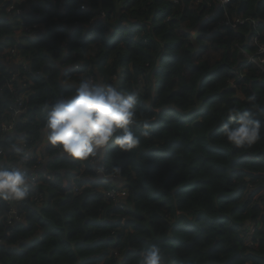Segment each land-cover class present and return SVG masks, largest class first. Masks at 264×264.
Listing matches in <instances>:
<instances>
[{"label": "trees", "instance_id": "trees-1", "mask_svg": "<svg viewBox=\"0 0 264 264\" xmlns=\"http://www.w3.org/2000/svg\"><path fill=\"white\" fill-rule=\"evenodd\" d=\"M186 26L209 42L194 45ZM207 43L223 48L215 65L200 60ZM11 49L30 87L20 92L29 96L17 130L34 153L8 158L39 181L24 201L0 200V264H140L154 244L163 264H264V200L254 202L264 189V128L245 148L222 129L231 108L264 125V0H0V87L15 72ZM86 78L138 92L140 144H109L93 164L49 144L39 169L45 105L71 98ZM10 104L0 95L1 114ZM114 183L126 199L107 195Z\"/></svg>", "mask_w": 264, "mask_h": 264}, {"label": "clouds", "instance_id": "clouds-1", "mask_svg": "<svg viewBox=\"0 0 264 264\" xmlns=\"http://www.w3.org/2000/svg\"><path fill=\"white\" fill-rule=\"evenodd\" d=\"M138 99L136 91L83 79L71 98L45 105L47 142L81 162L96 158L109 144L122 152H130L140 144V136L134 129ZM262 128L264 125L251 112H241L237 108L229 109L228 120L222 125L223 135L237 148L256 144ZM142 135L148 136L149 132L144 131ZM11 148L17 153L23 152L16 145ZM23 158L27 159L26 154ZM34 183L20 167L0 165V200L24 201L29 198ZM140 264H163L160 248L154 244L143 251Z\"/></svg>", "mask_w": 264, "mask_h": 264}, {"label": "built area", "instance_id": "built-area-1", "mask_svg": "<svg viewBox=\"0 0 264 264\" xmlns=\"http://www.w3.org/2000/svg\"><path fill=\"white\" fill-rule=\"evenodd\" d=\"M173 1L175 3H178L180 0H173ZM224 2H226V1H224ZM13 8H14V6H11L7 11L9 13H12ZM102 17H105V13L102 14ZM206 19H209V16H207ZM37 29H39V25H37V24L33 25L32 27H29V26L24 27L25 32L30 34V35L35 34V30H37ZM7 53H9V57H8L9 64H6V65L8 66V68L15 69V72H14V74H12V76L8 80V82L0 87V95L5 96V99L6 100L9 99V101L11 103L9 105L8 111L6 113H4V114L0 113V139L7 141V137L10 135L20 136V138L19 137L17 138L19 140L16 141V146L22 148L23 152L21 153V155L26 154L27 158L29 159V158H31L32 154L34 153V148L28 147L29 140H28L27 136H25V134L19 133L17 130V126L21 122V117L27 112L26 107L24 105V102H25V99L29 96V95H26V96L20 95V92L24 88H30V87L27 86L29 84L26 81H24L23 79H20V73L17 70L19 68V66L22 65L21 63H24L23 59L19 60V61H18V59H16L19 57V52L16 49H11ZM246 55H248V54H246ZM262 62H264V59L262 60ZM25 65H28V64L25 63ZM80 69H81L80 63H77L73 66L74 71H78ZM82 76L84 77V74ZM16 83H17V85H16ZM7 90L12 93V96L8 97L6 94H4L5 91H7ZM14 144H15V142H14ZM44 144H45V141L43 138L42 142L40 144H38L39 150H38V156L36 157L38 159L39 165L41 164V168H39V169H43L45 167V164L48 161V156L46 155V148H47L46 146L48 145V147H49V143L47 145H45L44 152H43L42 149H43ZM9 152H13L12 148L5 149L4 147H2L0 145V165L4 166V163L5 164H13L17 167H20L23 171H25L26 166L24 165L23 162L21 164L23 166H21L19 162L9 161V158H8ZM3 153H4L5 158L1 157V155ZM31 178L36 183L39 181L38 175L36 176L34 174V176H32ZM74 186H78V185L74 184ZM78 190L79 189L76 188V191H78ZM106 193L110 198L114 199L115 201H117L120 198L123 200L127 198L126 191L120 189V186H113ZM11 208L13 210L10 212V216L18 218L17 213L14 211V207L11 206ZM254 231H255V228L252 227V230H249V232L247 234L248 237L253 235ZM246 242L250 247L254 246V242H249V241H246Z\"/></svg>", "mask_w": 264, "mask_h": 264}, {"label": "rangeland", "instance_id": "rangeland-1", "mask_svg": "<svg viewBox=\"0 0 264 264\" xmlns=\"http://www.w3.org/2000/svg\"><path fill=\"white\" fill-rule=\"evenodd\" d=\"M185 29V32L188 33L189 35V39L190 41L194 44V45H198L199 44V41H200V38H202L203 40L202 41H207L205 37H203L199 31H198V28H190V27H184ZM209 42V41H207ZM208 44V45H207ZM207 48H206V52L201 56L202 58L200 60H203V61H206L208 62L210 65H215L218 61H220L222 59V56H223V48H220L218 47L217 45H213V44H209L207 43ZM235 46H242V44H235ZM248 58L253 62V63H257L258 61V58H256V56L254 57V55H250L248 54L247 55ZM125 71V70H124ZM124 73V72H122ZM119 79V76L117 75L116 77V80ZM2 158H5L4 157V153L1 155ZM261 200H264V189L255 196L254 198V202H261ZM11 208V207H9ZM13 209L11 208L10 209V212L12 211Z\"/></svg>", "mask_w": 264, "mask_h": 264}, {"label": "crops", "instance_id": "crops-1", "mask_svg": "<svg viewBox=\"0 0 264 264\" xmlns=\"http://www.w3.org/2000/svg\"><path fill=\"white\" fill-rule=\"evenodd\" d=\"M46 137H47V129H45L44 131H43V135H42V139L44 138V141H45V144L43 145V149H42V151L44 152V147H45V145H47L48 144V142H47V139H46ZM42 139H41V141H39V144L42 142ZM47 148H48V145L46 146ZM46 148V149H47ZM103 156V154L102 155H99V156H97L96 158H94L93 160H92V164L93 163H97V161L99 160V157H102ZM74 184V179H68L67 180V182H66V184ZM115 184V183H114ZM117 184V183H116Z\"/></svg>", "mask_w": 264, "mask_h": 264}, {"label": "water", "instance_id": "water-1", "mask_svg": "<svg viewBox=\"0 0 264 264\" xmlns=\"http://www.w3.org/2000/svg\"><path fill=\"white\" fill-rule=\"evenodd\" d=\"M91 28H92V26H91ZM100 155H102V154H100Z\"/></svg>", "mask_w": 264, "mask_h": 264}]
</instances>
